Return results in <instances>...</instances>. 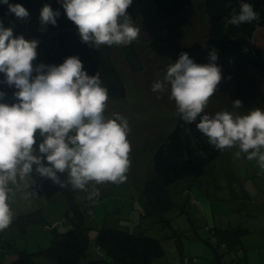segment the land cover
<instances>
[{
    "label": "rangeland",
    "instance_id": "1",
    "mask_svg": "<svg viewBox=\"0 0 264 264\" xmlns=\"http://www.w3.org/2000/svg\"><path fill=\"white\" fill-rule=\"evenodd\" d=\"M37 18L39 20V15ZM33 19L30 18V29L37 33L26 40H42L37 56L45 57L53 41L47 27L36 26ZM22 21L15 16L0 20L3 26L24 33L26 26ZM134 24L141 29L132 43L142 71L131 72L124 62L122 45L111 46V58L123 78L126 98L123 101L108 98L104 112L106 118L120 114L129 124L131 163L126 180L91 182L83 191L68 184L73 192V203L83 212L82 220L89 237L102 229L118 228L160 240L165 255L154 264H217V255H222L224 248L213 241L214 228L241 229L239 242L226 255V262L234 259L238 264H264V165L258 158L248 159L246 153L237 156L238 147L219 149V157L205 168L199 179L169 186L173 206L162 215L163 222L148 213L140 202L144 183L153 178L152 153L173 130L177 116L170 91L152 92L151 85L163 80L170 63H175L181 52H187L197 64H206L208 51L213 48L206 41L209 24L204 0H194L171 19H162L154 5L144 0ZM60 50L52 48L51 52L58 57L50 56L43 63L59 65ZM217 64L222 70V80L203 114L214 116L230 111L246 115L254 108L264 109L263 73L219 53ZM235 100L242 102V108L233 107ZM65 177L67 181V173ZM31 185L30 177L10 185L13 220L0 232V261L3 263L17 258L20 253L34 254L47 249L54 233L68 229L64 217L71 207L69 199L61 192L51 199L38 197L31 193ZM93 192L99 194L89 198ZM35 261L40 260L35 258Z\"/></svg>",
    "mask_w": 264,
    "mask_h": 264
},
{
    "label": "clouds",
    "instance_id": "2",
    "mask_svg": "<svg viewBox=\"0 0 264 264\" xmlns=\"http://www.w3.org/2000/svg\"><path fill=\"white\" fill-rule=\"evenodd\" d=\"M66 18L77 28L80 41L93 48L101 45H128L140 34L126 10L133 0H57ZM9 14L27 19L20 4L0 0ZM61 13L45 4L39 13L42 27H56ZM260 19L253 6L239 0V10L227 23L239 26ZM39 41L13 36L0 22V83L14 89V103L2 102L0 91V232L13 220L10 207L12 189L35 173L64 187L60 175L67 173L73 189L86 190L94 182L122 183L130 167L131 145L126 118L104 115L108 90L99 73L89 76L83 62L70 56L59 65L35 63ZM208 63L197 64L187 52L170 63L163 80L151 85L152 92L170 91L179 118L196 124L210 145L218 149L238 147L237 156L258 158L264 165V109L246 115L222 111L204 113L209 98L217 92L222 70L218 53L208 51ZM233 107L242 108L240 100ZM199 117V122L197 119ZM91 193L90 197L98 195Z\"/></svg>",
    "mask_w": 264,
    "mask_h": 264
},
{
    "label": "trees",
    "instance_id": "3",
    "mask_svg": "<svg viewBox=\"0 0 264 264\" xmlns=\"http://www.w3.org/2000/svg\"><path fill=\"white\" fill-rule=\"evenodd\" d=\"M143 1L133 0L126 10L133 23L143 9ZM147 1L154 5L155 11L162 19H171L194 0ZM246 2L259 13L260 19L232 26L227 21L233 12L239 10V0H204V11L209 24L206 41L217 53L264 74V0ZM9 3L20 4L29 13L27 19H22V24L28 26L25 27L26 32L22 33L11 27L15 36H23L25 39L37 33L30 29V18L34 17L36 26L40 25L37 15L45 4L61 13L56 27L45 26L53 42L45 57L37 56L38 61L43 63L47 62L50 56L58 57L51 49L59 48L62 57L58 64L67 57L77 56L83 62L89 76L99 73L102 86L108 90V98L114 101H123L126 98L123 78L111 58V46L101 45L93 48L82 43L77 35L76 26L66 18L57 0H9ZM12 16L14 15L8 13L6 5H0V20ZM42 45L43 42L40 40L37 50ZM121 50L127 68L133 73L142 71V63L134 44L122 45ZM38 61L36 60L34 64ZM2 80L3 76L0 75V81ZM0 91L5 93L2 102L8 104L16 102L14 89L0 83ZM219 155V149L208 143V139L198 131L196 124L184 123L177 112L173 130L152 153L153 178L144 183L139 199L143 206H146V211L163 222L162 215L173 206L168 195V187L179 181L199 179L203 176L205 168ZM30 178L31 193L36 196L51 199L61 192L69 199L71 207L64 217V224L68 229L63 233H54L47 249L34 254L20 253L17 258L7 263L0 261V264H154L155 260L165 255L160 240L135 235L118 228L102 229L90 238L82 220L83 212L73 203V192L68 187L65 173L60 175V179L65 183L64 187L40 178L35 173ZM89 208L86 211H89ZM164 223L168 225V222ZM214 230L213 241L221 249L224 248V253L217 255V264H238L234 259L226 262V255L233 251L239 242L241 229L214 228ZM206 244L212 245L208 241ZM35 258L40 261H35Z\"/></svg>",
    "mask_w": 264,
    "mask_h": 264
}]
</instances>
